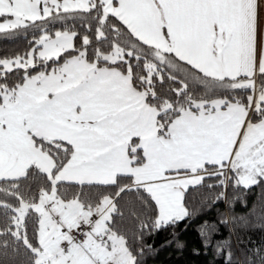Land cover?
Segmentation results:
<instances>
[{
  "label": "snow or ice",
  "instance_id": "6c2138e0",
  "mask_svg": "<svg viewBox=\"0 0 264 264\" xmlns=\"http://www.w3.org/2000/svg\"><path fill=\"white\" fill-rule=\"evenodd\" d=\"M28 33L0 55V264H141L190 189L264 184V0H0Z\"/></svg>",
  "mask_w": 264,
  "mask_h": 264
},
{
  "label": "trees",
  "instance_id": "16d2710c",
  "mask_svg": "<svg viewBox=\"0 0 264 264\" xmlns=\"http://www.w3.org/2000/svg\"><path fill=\"white\" fill-rule=\"evenodd\" d=\"M32 34L0 36V55L23 51ZM190 189L189 216L175 225L145 233L141 264H245L250 249L264 246V184L251 189H227V199L215 200L221 189ZM221 221H227L222 223ZM137 251H140L138 248Z\"/></svg>",
  "mask_w": 264,
  "mask_h": 264
}]
</instances>
